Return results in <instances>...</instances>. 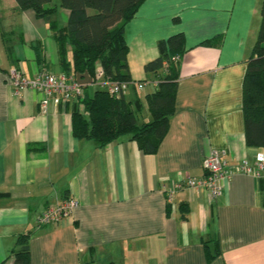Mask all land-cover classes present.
<instances>
[{
  "label": "crops",
  "instance_id": "1",
  "mask_svg": "<svg viewBox=\"0 0 264 264\" xmlns=\"http://www.w3.org/2000/svg\"><path fill=\"white\" fill-rule=\"evenodd\" d=\"M261 3L146 0L128 22L135 84L125 93L142 101L139 123L152 119L146 95L158 82L145 65L159 56L161 40L186 36L169 130L157 152L147 154L128 136L105 146L76 137V99L51 102L42 112L41 93L14 92L13 69L29 78L62 73L59 50L48 20L17 0H0V262L20 233L32 231L31 264H264V169L240 168L244 160L256 167L264 152L246 144L243 112L246 60L258 36ZM70 13L59 5V27ZM221 34V45L217 39L201 44ZM214 150L226 151L232 171L222 194L184 188L169 200L163 184L203 177V159ZM67 197L80 205L61 223L40 226L39 215ZM208 239H218L222 251L211 262Z\"/></svg>",
  "mask_w": 264,
  "mask_h": 264
},
{
  "label": "trees",
  "instance_id": "2",
  "mask_svg": "<svg viewBox=\"0 0 264 264\" xmlns=\"http://www.w3.org/2000/svg\"><path fill=\"white\" fill-rule=\"evenodd\" d=\"M53 1L17 0L21 9H33L37 16L49 21L58 44L62 73L77 77L78 73L88 72L97 82L96 73L98 67H102L107 79L131 80L126 26L146 0H59V5L71 12L65 27L57 24L55 15L59 5ZM260 13L258 36L246 60L243 80L245 138L250 147H264V0ZM214 39L221 45L224 35L204 40L201 44L212 45ZM186 50L185 33L177 32L159 42V56L145 65L146 72L155 75L158 81L157 88L146 95L151 121H138L143 105L140 98L130 100L125 92L112 94L101 86L92 95L84 92L77 100V106L74 105V135L94 140L100 146L128 136L136 140L145 153H156L176 108L180 63ZM37 52L38 59L44 60L41 51L38 49ZM181 211L185 217L186 204L181 205ZM31 236L32 231L20 233L10 255L0 264H6L11 257L13 264H31ZM204 246L208 262L222 253L218 239L205 240Z\"/></svg>",
  "mask_w": 264,
  "mask_h": 264
},
{
  "label": "built area",
  "instance_id": "3",
  "mask_svg": "<svg viewBox=\"0 0 264 264\" xmlns=\"http://www.w3.org/2000/svg\"><path fill=\"white\" fill-rule=\"evenodd\" d=\"M10 80L14 86V92L20 94L23 89L36 90L42 94L41 110L46 112L50 103L59 101L79 100L84 95V85H82L76 76L66 73H51L40 71L35 77L29 78L22 71L13 69L10 73ZM97 82L106 88L112 94L126 92L135 82L113 81L105 77L102 67H99L96 73ZM138 88H144V83H137ZM203 168L206 175L203 177H187L175 181L171 186L163 184V189L171 200L176 190L184 188H204L208 190L212 197H217L223 192L224 183L231 177L232 171L228 169L226 151L214 150L203 159ZM240 168L242 171L259 174L264 169V152L257 156L256 167L250 165L244 160ZM80 205V201L75 197H67L59 202L50 204L38 217V223L42 225H57L66 217L70 216L75 208Z\"/></svg>",
  "mask_w": 264,
  "mask_h": 264
},
{
  "label": "water",
  "instance_id": "4",
  "mask_svg": "<svg viewBox=\"0 0 264 264\" xmlns=\"http://www.w3.org/2000/svg\"><path fill=\"white\" fill-rule=\"evenodd\" d=\"M77 79L84 86H88L89 84L93 83V78L91 77V75L88 72L78 73Z\"/></svg>",
  "mask_w": 264,
  "mask_h": 264
},
{
  "label": "rangeland",
  "instance_id": "5",
  "mask_svg": "<svg viewBox=\"0 0 264 264\" xmlns=\"http://www.w3.org/2000/svg\"><path fill=\"white\" fill-rule=\"evenodd\" d=\"M55 2L58 3L59 0H55ZM99 87H101V85H100L98 82H96V83H92V84H90L88 87H85V89L87 90V93H88L89 95H92L93 92H94L97 88H99ZM138 118H139V120L142 119V117H141L140 114L138 115Z\"/></svg>",
  "mask_w": 264,
  "mask_h": 264
}]
</instances>
